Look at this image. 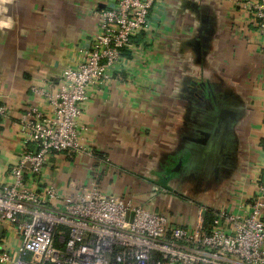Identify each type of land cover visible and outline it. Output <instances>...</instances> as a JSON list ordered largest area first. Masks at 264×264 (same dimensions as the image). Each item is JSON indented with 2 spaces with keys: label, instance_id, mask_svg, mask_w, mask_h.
I'll return each mask as SVG.
<instances>
[{
  "label": "crops",
  "instance_id": "1",
  "mask_svg": "<svg viewBox=\"0 0 264 264\" xmlns=\"http://www.w3.org/2000/svg\"><path fill=\"white\" fill-rule=\"evenodd\" d=\"M113 2L0 0V170L17 156L11 121L39 102L30 86L74 63ZM240 3L161 0L124 54L122 83L83 107L94 157L55 155L43 180L64 193L95 180L186 223L198 206L246 209L264 176V46Z\"/></svg>",
  "mask_w": 264,
  "mask_h": 264
},
{
  "label": "built area",
  "instance_id": "2",
  "mask_svg": "<svg viewBox=\"0 0 264 264\" xmlns=\"http://www.w3.org/2000/svg\"><path fill=\"white\" fill-rule=\"evenodd\" d=\"M160 1L114 0L100 9L74 63L30 86L39 102L11 121L17 156L0 170V264H264V176L246 209L198 206L188 223L104 194L95 180L71 182L67 193L43 180L55 155L94 157L83 107L99 88L122 83L124 54L135 51ZM240 1L264 46V0ZM6 115L0 105V126Z\"/></svg>",
  "mask_w": 264,
  "mask_h": 264
},
{
  "label": "trees",
  "instance_id": "3",
  "mask_svg": "<svg viewBox=\"0 0 264 264\" xmlns=\"http://www.w3.org/2000/svg\"><path fill=\"white\" fill-rule=\"evenodd\" d=\"M209 215H210V213H207V214H206V220H207V221H208V220H209V218H210V216H209Z\"/></svg>",
  "mask_w": 264,
  "mask_h": 264
},
{
  "label": "rangeland",
  "instance_id": "4",
  "mask_svg": "<svg viewBox=\"0 0 264 264\" xmlns=\"http://www.w3.org/2000/svg\"><path fill=\"white\" fill-rule=\"evenodd\" d=\"M176 210H177L176 208L173 209L174 212H176ZM179 213L182 214L183 212L180 211ZM185 214H186V213H185ZM186 215H187V214H186Z\"/></svg>",
  "mask_w": 264,
  "mask_h": 264
},
{
  "label": "water",
  "instance_id": "5",
  "mask_svg": "<svg viewBox=\"0 0 264 264\" xmlns=\"http://www.w3.org/2000/svg\"><path fill=\"white\" fill-rule=\"evenodd\" d=\"M203 135H206V134H203Z\"/></svg>",
  "mask_w": 264,
  "mask_h": 264
}]
</instances>
